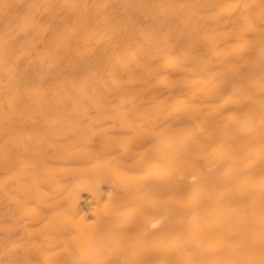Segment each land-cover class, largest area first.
<instances>
[{
    "label": "bare ground",
    "instance_id": "1",
    "mask_svg": "<svg viewBox=\"0 0 264 264\" xmlns=\"http://www.w3.org/2000/svg\"><path fill=\"white\" fill-rule=\"evenodd\" d=\"M0 264H264V0H0Z\"/></svg>",
    "mask_w": 264,
    "mask_h": 264
},
{
    "label": "clouds",
    "instance_id": "2",
    "mask_svg": "<svg viewBox=\"0 0 264 264\" xmlns=\"http://www.w3.org/2000/svg\"><path fill=\"white\" fill-rule=\"evenodd\" d=\"M159 223H160V221H155V222H153V223L150 225V227L153 228V229H155V228H157V227L159 226Z\"/></svg>",
    "mask_w": 264,
    "mask_h": 264
}]
</instances>
